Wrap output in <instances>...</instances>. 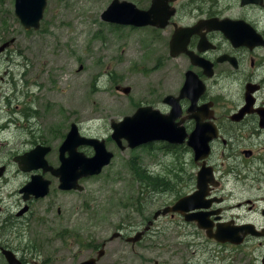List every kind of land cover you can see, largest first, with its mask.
<instances>
[{
	"label": "flooded vegetation",
	"instance_id": "flooded-vegetation-1",
	"mask_svg": "<svg viewBox=\"0 0 264 264\" xmlns=\"http://www.w3.org/2000/svg\"><path fill=\"white\" fill-rule=\"evenodd\" d=\"M138 2L143 5L137 6L141 9L151 8L152 0ZM159 3L160 8H174L164 28L125 26L144 30L151 46L161 50L152 71L145 76L150 91L136 109L144 106L167 116L166 123L170 121L177 131L178 143L154 141L143 146L152 156L159 155L156 169L132 171L129 167V171L134 178H143L137 195L139 202L143 198L147 205L158 207L149 212L143 204L130 205L128 209L135 214L125 215L109 239L130 243L131 247L140 246L151 238L154 225L161 218L172 236L190 243L205 239L206 244L220 249L213 253L202 250L201 264H264V0L244 5L241 0H160ZM212 20L240 22L228 32L242 34L241 39L231 40L223 32L211 29ZM234 26L239 28L233 30ZM104 75L110 82L114 80L111 73ZM65 136L66 133L62 140ZM34 140V147L45 146L44 140ZM33 148L5 157L0 164V179L7 184L6 159L15 165L16 173L29 174L20 170L16 158ZM46 159L56 169L61 156L57 154L53 159L46 156ZM133 159L138 164V159ZM168 160L178 166L167 168ZM36 174L51 178L50 186L55 185L57 192L54 188L44 198L24 200L14 214L16 219L12 220L8 218L12 216L5 218L7 207L0 203V249L12 251L22 264H29L24 255L35 249L32 242L21 244L25 240L19 230L22 220L32 219L44 225L46 219L35 216L33 207L39 208L36 203L45 199L43 215H52L53 205L58 204L54 202L56 193L67 194L58 188V179L48 172L39 170ZM187 198L182 204L187 209L185 213L171 211L177 202ZM20 199L23 200L22 196ZM13 204L14 200L10 202ZM59 207H55L57 221H65L68 229L58 232L78 244L80 252L89 251L84 260L95 259L107 240L99 243L93 239L90 246L80 245L86 236L82 237L73 227L83 225L85 215L79 209L73 212L68 202ZM185 215L202 216L213 235L228 241L221 243L209 238L196 222L186 221ZM233 228H243L245 235L240 244L229 242L231 234H221L231 233ZM11 240L19 245H13ZM195 254L196 251L181 252L176 264H197ZM103 256L104 252L96 264ZM31 260V264H52L50 260L38 261L34 255ZM0 262L6 264L1 254Z\"/></svg>",
	"mask_w": 264,
	"mask_h": 264
},
{
	"label": "rangeland",
	"instance_id": "rangeland-1",
	"mask_svg": "<svg viewBox=\"0 0 264 264\" xmlns=\"http://www.w3.org/2000/svg\"><path fill=\"white\" fill-rule=\"evenodd\" d=\"M127 1L143 7L138 0ZM110 2L47 0L39 30L25 31L14 16L13 0H0V47L9 43L0 54V164L14 152L33 148L34 139L44 140V145L51 147L46 156L53 159L71 123L77 125L82 136L103 139L107 150L114 154L111 164L100 175L79 181L83 191L56 193L54 202L58 204L53 205L52 215H43L45 199L36 203L40 206L33 207L35 216L46 220L44 225L32 219L22 220L19 230L25 240L21 244L32 242L35 246L24 256L29 264L33 255L38 256V261L50 260L52 264H75L86 259L88 250L80 252L78 244L54 235L68 229L65 221H57L59 216L55 212L56 206L68 202L73 212L79 209L86 217L83 225L73 227L82 237L86 236L80 245L93 244V239L99 243L107 240L98 264H176L181 252L192 251H196L194 261L201 264L202 250L213 253L220 249L206 244L205 239L190 243L172 236L161 218L156 221L151 238L140 246L109 239L125 215L135 214L128 209L130 205L143 204L149 212L158 207L147 205L143 198L140 202L137 199L141 186L129 171L128 161L137 158L141 168L151 172L156 169L159 155L152 156L146 147L120 152L110 139V121L130 116L145 102L150 88L142 75L150 73L161 56V50L151 46L144 30L101 21L100 15ZM108 73L114 77L112 82L104 75ZM116 84L118 89L114 88ZM121 86L131 87L128 96L119 94ZM24 109L34 112L28 114L27 120L21 119ZM13 122L19 129L11 128ZM79 150L87 156L93 154L89 147ZM5 165L7 184L0 179V203L6 204L5 218L12 216L8 217L12 220L23 204L18 189L29 180V174L16 173L15 165L7 159ZM172 166L178 164L168 160L167 168ZM54 188L51 185L50 191Z\"/></svg>",
	"mask_w": 264,
	"mask_h": 264
},
{
	"label": "water",
	"instance_id": "water-1",
	"mask_svg": "<svg viewBox=\"0 0 264 264\" xmlns=\"http://www.w3.org/2000/svg\"><path fill=\"white\" fill-rule=\"evenodd\" d=\"M160 0H152L151 8L147 11L139 10L136 6L129 2H120L113 0L109 7L101 14V20L112 24L145 27L154 26L164 28L167 20L173 14L172 11L166 9L165 6L160 8ZM259 4L261 0H241V4ZM47 0H14V16L21 24L22 28L28 30H38L39 23L43 17L46 8ZM240 22H233L230 20H212L210 28L223 32L231 40L241 39L242 34L235 33L234 35L228 32L232 25L239 24ZM234 26V29H238ZM244 28V27H243ZM6 46L0 47V52ZM128 93V89L124 90ZM168 117H162L157 112L151 111L148 108H139L131 116L124 117L118 122L112 121L110 128L112 130L111 139L121 146V140L127 142L129 148L133 149L150 141H166L168 143H178L177 131L172 128L170 121L166 123ZM175 136V137H174ZM80 146H89L93 149L94 154L92 157L87 158L83 153L78 152L77 148ZM122 148V147H121ZM123 149V148H122ZM50 151L48 147L36 146L34 149L16 158L19 168L23 172H30L42 169L43 172L51 171V173L59 178V189L82 190L78 185V180L89 176L98 175L102 168L109 164L113 154L106 150L103 140L99 141L94 138H83L79 136L78 129L75 124L71 125L70 131L67 133L65 140L59 148L61 156V166L53 170L47 166L44 156ZM65 153L67 157L64 158ZM2 169H0L1 171ZM49 182L44 180L40 175H33L30 181L20 190L24 194V198L29 196L35 198L42 197L47 192ZM189 200H181L177 202L171 211L185 213L187 209L183 208L182 204ZM165 213V211L163 212ZM201 214V213H199ZM204 218V217H203ZM185 220L196 222L197 226L206 231L209 238L217 239L219 242L224 243L228 241L227 238H219L212 234L211 226L203 221L202 216L198 215H185ZM243 228H233L232 232L221 233L231 234L233 237L229 241L232 244H240L245 233ZM114 237V236H113ZM5 258L9 264H19L9 252H4ZM102 255L99 252L98 258ZM79 264H96L95 259H89Z\"/></svg>",
	"mask_w": 264,
	"mask_h": 264
},
{
	"label": "trees",
	"instance_id": "trees-1",
	"mask_svg": "<svg viewBox=\"0 0 264 264\" xmlns=\"http://www.w3.org/2000/svg\"><path fill=\"white\" fill-rule=\"evenodd\" d=\"M135 169H137V168L135 167ZM136 182H137L140 186H142L143 178H138V177H136ZM87 246H89V245L87 244ZM87 246H86V247H87Z\"/></svg>",
	"mask_w": 264,
	"mask_h": 264
}]
</instances>
